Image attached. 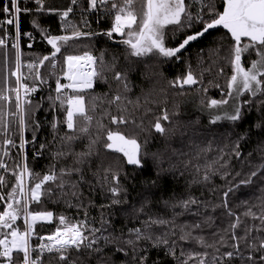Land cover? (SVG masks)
Wrapping results in <instances>:
<instances>
[{
	"label": "trees",
	"instance_id": "1",
	"mask_svg": "<svg viewBox=\"0 0 264 264\" xmlns=\"http://www.w3.org/2000/svg\"><path fill=\"white\" fill-rule=\"evenodd\" d=\"M47 2L60 9L70 6L69 0H47ZM3 3L4 0H0V6ZM28 7L34 5L29 3ZM34 18L39 19L41 26L48 29L51 35L70 34L64 32L59 16L34 17L31 14H22L20 17L22 33L33 30L31 21ZM69 19L82 31L95 32L98 35L76 41L65 54L82 55L84 52H90L97 58L103 57L105 64L108 65V70L104 73L107 83H97L89 90L86 94V102L91 103L90 96L104 97L103 100L97 101L99 107L94 115L100 118L104 110L115 115L117 108L108 101L117 93H122L126 97L120 102L121 106L126 108L122 114L130 121H135V124L129 123L118 128L110 127L136 138L143 146V151L147 153L146 162L142 169L126 165L122 159H117L120 154L107 152L97 145L98 154L89 158L87 164L80 165L83 169V179H80V173H75L71 177V180L78 184V188L74 190L77 193L76 197L71 196L73 189L67 186L63 192L57 190L51 199L42 197V203L30 205V210L52 211L57 218L64 215L72 218L74 222L85 219L86 214L88 224L96 228L107 222L105 224L107 231L103 235L112 237L117 243L110 245L101 243L102 253L71 251L68 264L73 261L75 264H137L133 259L132 247L124 241L134 239L130 230L135 228L144 230L150 218L174 221L173 224L154 225L149 233L154 237L163 235L169 241V245L154 247V240L138 241L137 256L143 254L147 257L148 264H181L183 260L188 259L189 253L206 251L209 256L208 264H212L213 256L223 257L225 251L232 250L233 241L230 239V233L235 232L236 235L243 237L246 228L261 227L259 219L245 215L249 209L257 216L264 214V175L258 172L257 177L252 178L251 184L234 187L240 180L247 179L252 171L260 170L264 166V109L261 108L260 100L257 99L247 109L244 119L238 124L226 122L220 125L210 123L204 112L206 107L201 103L202 100L205 102L210 99L219 100L227 90V81L232 71L224 59L228 54L227 48L230 43L222 39L226 30H211L202 39L192 42L182 53L180 61L171 60L161 63L151 57L142 59L130 57L126 46L114 45L107 36L102 35L113 23V18L104 8L98 11L91 9L85 11V4L81 0ZM84 20L87 21L86 25ZM199 27L197 25L196 28L189 29L188 34L198 30ZM8 31L13 30L8 28ZM0 35H3V32H0ZM34 35L36 39L32 41L26 36H22L20 41L22 60L25 63L43 54H50L51 46L40 39L39 30ZM182 38L183 36L180 35V39ZM113 39H124V37L113 34ZM221 42L222 50L218 55L213 54L214 49L221 47ZM29 43L33 45L32 48L27 47ZM175 44L174 40L168 41V46ZM254 58L253 54L244 59L243 63L245 66H250L249 62ZM59 59L58 70L53 75L49 76L47 70L41 68L48 83L41 85L39 91L31 94L29 130L24 135L25 139L31 141L33 121H38L40 127L35 133L36 143L26 144L23 153L18 147L10 149L9 157L4 158L9 168L15 167L22 155H26L28 165L35 173L43 174L53 165L56 171L73 167L72 156L53 158L58 150L63 149L60 137H63L67 131L60 123L64 119L63 112L48 100V96L55 95V80L58 76L62 83L68 82L62 77L60 69L64 68V65L62 57ZM189 65L197 76L198 83L194 86L186 85L183 90L171 87L170 82L184 75ZM22 71L27 74L26 68ZM115 72L127 74L131 88L129 92L123 93L121 85L113 79ZM6 74L2 50H0V83ZM10 79L12 82L15 81L14 77ZM204 89L207 91L205 92ZM12 110H15L14 106ZM165 110L170 120L162 123L171 131L167 136H161L155 132L152 125ZM54 121L57 123L56 129L52 127ZM104 123L108 124L106 118ZM257 124L261 127H256ZM12 138L19 145V132L15 128ZM42 143L47 144L48 147L41 156L34 158L35 149ZM86 144L87 140L78 141L72 145V149L77 153L82 152ZM237 144L239 149L236 148ZM237 150L239 156L236 155ZM153 153L159 157L158 161L153 158ZM109 167L111 172L119 174L121 193L118 197H113L109 191L115 186L111 172H105ZM0 174L6 175L10 184L14 183L10 173ZM205 174L209 176L208 180H204ZM25 183H28L27 177ZM229 187H234V191L227 197L228 209H226L222 206L224 203L222 194ZM10 190V187H7L0 189V192L6 193ZM64 192L68 195H64ZM189 198L199 201V204L193 205L191 211L175 216V212L181 210L174 209L172 205ZM114 199H119L120 203L113 204ZM69 203L74 207H69ZM5 207V204L0 203V212L4 211ZM229 209L235 213V216L227 214ZM235 217H239L241 223L237 229H231L230 225L235 222ZM194 223H200L201 228L181 230L183 225ZM17 224L22 225L23 220L17 221ZM42 224L43 227L38 224L37 231L39 235L46 236L54 231L57 221ZM187 231H192L194 236L203 237L214 247L202 248L191 241L180 240V236ZM173 232L175 235H172ZM261 237H264V233L251 232V238H255L257 243ZM36 243L37 237L33 236L32 244ZM240 244L241 252L246 257L249 250L243 240ZM118 246L126 249L127 255L115 251ZM216 248H219V252H216ZM43 264H64V262L59 261L55 254H48L43 256ZM189 264L195 262L189 261ZM230 264H245V261L238 256Z\"/></svg>",
	"mask_w": 264,
	"mask_h": 264
},
{
	"label": "snow or ice",
	"instance_id": "2",
	"mask_svg": "<svg viewBox=\"0 0 264 264\" xmlns=\"http://www.w3.org/2000/svg\"><path fill=\"white\" fill-rule=\"evenodd\" d=\"M80 2L81 0H69L70 6L64 9L50 5L47 0H4L3 5L0 6V32H3V35H0V50H2L3 64L7 73L0 83V173H10L14 181L10 184L6 175L0 174V189L7 187L11 189L6 193L0 192V203L6 205L5 210L0 212V264H43L45 253L55 254L59 261L68 264L71 251L102 253L101 243L116 244L115 239L103 235L107 231L105 227L107 222L102 223L100 228H96L88 224L86 214L85 219L74 222L72 218L64 215L57 218L52 211L30 210V205L42 203V197L51 199L57 190L63 192L67 186L73 189L71 196L76 197L77 193L74 190L78 188V184L73 182L71 177L75 173H80V179H83V169L80 165L87 164L89 158L98 154L97 145L107 152L120 154L117 159H122L126 165L142 169L146 162L147 153L143 151V146L136 138L110 127L118 128L129 123L135 124V121H130L122 114L126 108H123L120 102L126 97L122 93L113 96L108 103L116 106L117 114L113 115L104 110L100 118H97L94 113L99 107L97 101L103 100L104 97L90 96L91 103L86 102V94L89 90L93 89L97 83H107L104 73L108 70V65L105 64L103 57L97 58L90 52H84L82 55L65 54L76 41L98 35L95 32L82 31L69 19L70 14ZM83 2L85 11L89 9L98 11L104 8L111 15L112 26L102 35L110 40L113 34L124 37L121 43L127 46L128 55L138 59L151 57L161 63L171 60L180 61L182 53L192 42L202 39L211 30H226L222 39L230 43L227 48L228 54L224 59L230 66L232 74L228 78L227 90L222 94L221 99L201 101L210 110V123L215 125L221 120H226L238 124L244 119L247 109L257 99L260 100L261 108L264 109V0H83ZM29 3L34 7H28ZM136 5L139 7L137 8ZM22 14H31L34 17L59 16L64 32L70 34L51 35L48 29L41 26L37 18L31 21L33 30L22 33L20 27ZM84 24H87L86 20ZM197 25L200 26L199 29L188 34V30L196 28ZM8 28L13 31L9 32ZM37 30H39L40 39L51 46L50 54H43L25 63L22 60L21 38L26 36L29 41H32L36 39L34 33ZM180 35L183 36L182 39ZM169 40L176 41L175 46H168ZM32 46L31 43L27 45L28 48ZM221 50L222 42L221 47L213 50V54L218 55ZM253 54L255 58L250 60V66H245L242 61ZM60 57L64 65L60 71L63 79L68 82L62 83L58 76L55 80V95L48 96V100L63 112L64 119L60 123L67 131L63 137H60L63 149L58 150L53 158L72 156L74 157L73 167L56 171L53 165L43 174L35 173L30 169L26 155H22L16 166L9 168L4 158L9 157L10 149L18 147L23 153L26 144L36 143L35 133L40 127L38 121H33L31 141L25 139L24 135L29 130L31 94L39 91L41 85L48 83L41 68H45L49 76L55 74L60 64ZM25 68L27 74L22 71ZM11 77L15 78L14 82L11 81ZM113 79L121 85L123 93L131 90L126 73L115 72ZM197 83L198 78L189 65L185 74L171 81L170 86L183 90L186 85L194 86ZM204 91L206 92L207 89ZM105 118L108 124L104 123ZM169 120L170 116L165 110L156 118L152 128L161 136H167L171 130L166 128L162 121ZM52 127L57 128L55 121ZM256 127L259 128L261 125L257 124ZM13 128L19 132V145L12 138ZM81 140H87L85 150L74 152L72 145ZM47 147V144H39L35 149L34 158L41 156ZM236 148L239 149V144ZM152 155L154 159L159 160L157 154ZM236 155H240L238 150ZM197 171H199L198 168ZM105 172H111V167L105 169ZM258 172L264 175V166L260 170L252 171L247 179L240 180L234 187L251 184L252 178L257 177ZM111 179L115 186L109 191L113 197H118L121 193L119 174L111 172ZM208 179L209 176L205 174L204 180ZM234 187H229L222 194L224 198L222 206L226 209H228L227 197L234 191ZM63 194L68 195L66 192ZM119 203V199L113 200V204ZM198 204L199 201L189 198L173 204L172 207L181 210L175 212V216L178 217L191 211L193 205ZM68 206L74 207L70 203ZM227 214L235 216L230 209ZM245 215L259 219L261 227L246 228L243 237L236 235L235 232L230 233V239L233 241L232 250L225 251L223 257L213 256L212 264H230L238 256L245 261V264H264V237H261L258 243L255 238H251L252 231L264 233V214L257 216L249 209ZM21 219L23 224L18 225L17 221ZM53 221H57L54 231L46 236L39 235L38 224L43 227L40 222L52 223ZM173 223L174 221L150 218L144 230L140 228L130 230V234L135 238H130L124 243L132 247L133 259L137 261V264H148V259L143 254L136 255V243L154 240V247L169 245V241L163 235L154 237L149 233L154 225ZM240 223L239 217H235V222L230 225V228L237 229ZM185 228L199 229L201 224L183 225L181 230ZM172 235H175V232ZM33 236L37 237L36 245L32 244ZM180 240L191 241L202 248L214 247L203 237L194 236L192 231L181 235ZM242 240L249 250L246 257L241 252L240 241ZM115 251L127 255L123 247L118 246ZM216 252H219V248H216ZM207 256L206 251L192 252L181 264H189V261H194L195 264H208Z\"/></svg>",
	"mask_w": 264,
	"mask_h": 264
},
{
	"label": "rangeland",
	"instance_id": "3",
	"mask_svg": "<svg viewBox=\"0 0 264 264\" xmlns=\"http://www.w3.org/2000/svg\"><path fill=\"white\" fill-rule=\"evenodd\" d=\"M118 35V34H117ZM119 36V35H118ZM119 37H121V36H119ZM243 62V61H242ZM241 99H243V98H241ZM194 108V107H193ZM202 110L204 111V109L202 108ZM209 109H207V116L206 117H208V119H209V121H210V117H209ZM226 122H229V121H226V120H221V121H219L217 124H215V125H220V124H223V123H226ZM213 125V124H212ZM40 223H47V222H40ZM209 258V256L207 257V259Z\"/></svg>",
	"mask_w": 264,
	"mask_h": 264
},
{
	"label": "water",
	"instance_id": "4",
	"mask_svg": "<svg viewBox=\"0 0 264 264\" xmlns=\"http://www.w3.org/2000/svg\"><path fill=\"white\" fill-rule=\"evenodd\" d=\"M109 40H110V39H109ZM121 40H122V39H118V40H116V39H113V38H112V39L110 40V42L113 43L114 45H117V46H126V45H124L123 43H121ZM126 47H127V46H126Z\"/></svg>",
	"mask_w": 264,
	"mask_h": 264
},
{
	"label": "built area",
	"instance_id": "5",
	"mask_svg": "<svg viewBox=\"0 0 264 264\" xmlns=\"http://www.w3.org/2000/svg\"><path fill=\"white\" fill-rule=\"evenodd\" d=\"M37 243H38V240H37ZM37 243H36V244H37ZM36 244H35V245H36ZM45 255H48V253H45L44 256H45Z\"/></svg>",
	"mask_w": 264,
	"mask_h": 264
},
{
	"label": "crops",
	"instance_id": "6",
	"mask_svg": "<svg viewBox=\"0 0 264 264\" xmlns=\"http://www.w3.org/2000/svg\"><path fill=\"white\" fill-rule=\"evenodd\" d=\"M204 112H206V116H207V108L205 109V111Z\"/></svg>",
	"mask_w": 264,
	"mask_h": 264
}]
</instances>
